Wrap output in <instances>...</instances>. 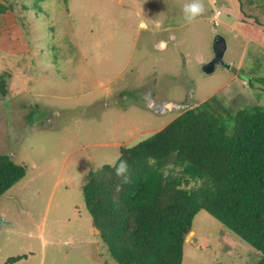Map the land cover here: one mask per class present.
I'll list each match as a JSON object with an SVG mask.
<instances>
[{
  "label": "rangeland",
  "instance_id": "374dc122",
  "mask_svg": "<svg viewBox=\"0 0 264 264\" xmlns=\"http://www.w3.org/2000/svg\"><path fill=\"white\" fill-rule=\"evenodd\" d=\"M193 2L0 0V153L28 168L0 196V264H118L84 204L89 172L198 104L223 121L264 107V0H202L187 23ZM191 231L181 264L259 259L203 209Z\"/></svg>",
  "mask_w": 264,
  "mask_h": 264
},
{
  "label": "trees",
  "instance_id": "16d2710c",
  "mask_svg": "<svg viewBox=\"0 0 264 264\" xmlns=\"http://www.w3.org/2000/svg\"><path fill=\"white\" fill-rule=\"evenodd\" d=\"M230 117L223 121L207 102L185 109L147 138L122 146L113 164L89 172L84 204L118 264H181L185 235L202 209L255 248L256 264H264V107H241ZM28 119L40 121L30 113ZM121 159L129 165L127 184L115 175ZM27 170L0 153V196Z\"/></svg>",
  "mask_w": 264,
  "mask_h": 264
},
{
  "label": "clouds",
  "instance_id": "9594fccd",
  "mask_svg": "<svg viewBox=\"0 0 264 264\" xmlns=\"http://www.w3.org/2000/svg\"><path fill=\"white\" fill-rule=\"evenodd\" d=\"M183 19L187 23H192L197 17L201 16L205 9L204 5L202 3V0H195V2L190 3V4H185L183 6ZM141 27H145V25H141ZM166 47L165 42L160 43V48L163 49ZM154 158L149 157L148 158V163L153 164ZM129 172V165L127 161L125 160H120L118 164L115 165V175L119 178H122L121 183L122 184H127L130 183V177L128 175Z\"/></svg>",
  "mask_w": 264,
  "mask_h": 264
},
{
  "label": "water",
  "instance_id": "95a60500",
  "mask_svg": "<svg viewBox=\"0 0 264 264\" xmlns=\"http://www.w3.org/2000/svg\"><path fill=\"white\" fill-rule=\"evenodd\" d=\"M224 50H225V42H224L223 38L222 37L216 38V40L214 42V52H215L214 57L212 58V60L208 64L203 66L204 72H206V73L212 72L216 64L223 63L222 62V56H223ZM228 66L229 65H226V67H228ZM191 232L192 231L190 230L185 235L184 240L187 239V237L189 236V234Z\"/></svg>",
  "mask_w": 264,
  "mask_h": 264
},
{
  "label": "crops",
  "instance_id": "0c3cea01",
  "mask_svg": "<svg viewBox=\"0 0 264 264\" xmlns=\"http://www.w3.org/2000/svg\"><path fill=\"white\" fill-rule=\"evenodd\" d=\"M225 51V50H224ZM20 260V259H19ZM16 262V261H15Z\"/></svg>",
  "mask_w": 264,
  "mask_h": 264
},
{
  "label": "built area",
  "instance_id": "2783aa9c",
  "mask_svg": "<svg viewBox=\"0 0 264 264\" xmlns=\"http://www.w3.org/2000/svg\"><path fill=\"white\" fill-rule=\"evenodd\" d=\"M217 13H219V12H217Z\"/></svg>",
  "mask_w": 264,
  "mask_h": 264
}]
</instances>
